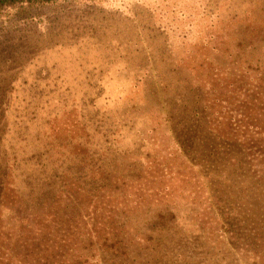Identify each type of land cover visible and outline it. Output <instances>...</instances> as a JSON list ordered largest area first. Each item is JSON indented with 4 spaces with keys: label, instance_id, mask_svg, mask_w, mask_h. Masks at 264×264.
Masks as SVG:
<instances>
[{
    "label": "rangeland",
    "instance_id": "374dc122",
    "mask_svg": "<svg viewBox=\"0 0 264 264\" xmlns=\"http://www.w3.org/2000/svg\"><path fill=\"white\" fill-rule=\"evenodd\" d=\"M263 25L264 0L0 10V264H264L256 135L236 114Z\"/></svg>",
    "mask_w": 264,
    "mask_h": 264
},
{
    "label": "trees",
    "instance_id": "16d2710c",
    "mask_svg": "<svg viewBox=\"0 0 264 264\" xmlns=\"http://www.w3.org/2000/svg\"><path fill=\"white\" fill-rule=\"evenodd\" d=\"M53 1L55 0H0V10L4 8L16 7L24 4L27 5L47 4ZM256 26H262V23H259ZM218 51H221V49H218ZM222 51L225 52L227 51V49L225 48ZM213 70H216L214 75L220 74V76L221 75L222 77L224 76V79L228 78L231 73V71H229V67L225 65V63H222V61L215 63L213 66ZM233 74L235 75V77L238 76L239 78H242L241 75L245 73H239V74L233 73ZM256 74H258L260 78L256 79V85H254L255 91L251 92L249 91V88L244 89V91L242 92V98L244 99L243 100L244 105L242 107L243 109H240V112L237 110L239 113L236 112V114L239 117V122L237 125L239 127H243L244 132L245 131L249 132L250 136L252 134L256 135V138H253L252 140L253 144L251 145L250 148L256 149V151L254 152L256 154V167L257 166L259 167L258 170H256V175H258V179L264 180V67H261L259 63H256ZM244 86L246 85L244 84ZM217 99L218 101L215 98H213L208 107L210 108L215 107V105H217V108L221 107L220 102L222 101L223 98L221 99L220 97H218ZM204 107L207 106H203L202 111ZM230 111L231 110L228 109V112ZM199 114L200 113L198 112L197 113L194 112V116H198V118L195 120H202L205 118L206 114H201V115ZM242 124L243 126H241ZM203 126L205 127L206 125ZM227 126L230 127V124H226V125L223 124V127H221L222 133L220 130H216L215 128L214 129L212 128L209 134H214L213 135L214 138H212L211 141L219 140V142H223L224 140H226L222 137H224L223 134L225 133V132L223 133V130L228 131L227 129H231L228 128ZM227 134H229V131L227 132Z\"/></svg>",
    "mask_w": 264,
    "mask_h": 264
}]
</instances>
